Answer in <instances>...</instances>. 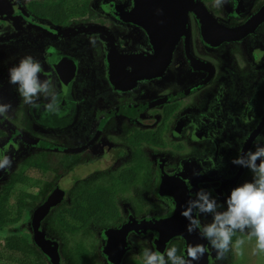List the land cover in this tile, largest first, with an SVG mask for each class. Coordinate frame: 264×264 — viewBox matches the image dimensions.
<instances>
[{"label":"flooded vegetation","instance_id":"flooded-vegetation-1","mask_svg":"<svg viewBox=\"0 0 264 264\" xmlns=\"http://www.w3.org/2000/svg\"><path fill=\"white\" fill-rule=\"evenodd\" d=\"M196 1L0 0V103L12 106L0 116V151L12 159L0 171V224L22 201L26 255L52 264L38 233L60 264H142L144 249L173 246L184 256L182 237L163 247L168 226H146L187 220L202 188L226 208L252 181L232 161L264 145V0ZM27 55L54 81L58 114L43 97L39 109L25 105L9 84Z\"/></svg>","mask_w":264,"mask_h":264},{"label":"clouds","instance_id":"clouds-1","mask_svg":"<svg viewBox=\"0 0 264 264\" xmlns=\"http://www.w3.org/2000/svg\"><path fill=\"white\" fill-rule=\"evenodd\" d=\"M221 2L216 0L217 4ZM42 71L41 63L27 55L9 68L8 82L17 86L25 105L39 109L41 104L38 101L43 97L47 101L43 105L46 112L58 114L61 96L51 78L41 80ZM11 107V104L0 103V116L6 115ZM6 151H0V171L12 166L11 157L3 154ZM232 163L249 169L253 179L231 190L225 201L226 208L218 203L210 191L202 188L187 201L181 215L189 222L187 231H199L201 238L215 249L218 259H224L230 251L242 255L245 244L253 241V255L264 258V145L258 144L254 151L241 153ZM207 215H211L212 221L202 225L200 217ZM237 233L242 235L237 236ZM233 237L237 238L233 240ZM207 251L203 244L189 245L186 256L178 255V249L174 246L166 248L163 253L146 248L142 253V264H193Z\"/></svg>","mask_w":264,"mask_h":264},{"label":"rangeland","instance_id":"rangeland-1","mask_svg":"<svg viewBox=\"0 0 264 264\" xmlns=\"http://www.w3.org/2000/svg\"><path fill=\"white\" fill-rule=\"evenodd\" d=\"M17 190L15 189L14 195L11 198V202L14 201L15 196L17 195ZM12 214V213H10ZM12 216H14L12 214ZM28 216L26 214L22 215L17 222L12 224H0V264H32V257L28 255H23L18 252L10 251L4 248L6 241L11 239H17L21 243L31 242L30 231L28 227ZM54 235V232H52ZM242 235V234H241ZM240 235V236H241ZM68 245H71L70 242ZM254 241L246 243L243 249L242 255H237L234 252H229L230 261L226 260V257L223 259H218L214 264H264V258L253 255L252 248ZM84 264L83 262H79ZM37 264V263H36ZM38 264H42L38 262ZM46 264V263H43Z\"/></svg>","mask_w":264,"mask_h":264},{"label":"water","instance_id":"water-1","mask_svg":"<svg viewBox=\"0 0 264 264\" xmlns=\"http://www.w3.org/2000/svg\"><path fill=\"white\" fill-rule=\"evenodd\" d=\"M181 5L183 6V10L191 8V9H195L196 6H199L196 0H181ZM140 6H142L140 3L137 4V8ZM135 8V9H137ZM138 8V9H139ZM204 10V9H203ZM199 14V11L197 12ZM134 14H138V10L134 11ZM56 199L55 198H51L47 203H45L42 207V209L40 210V212H38L37 218L38 219H42L48 211V208L50 206H52L53 204H55ZM182 221V222H179ZM184 222V223H183ZM188 220H184L183 218L178 214L174 215V217L169 220L164 222L163 224L159 223V224H149L147 225V229H151V230H158L159 226H168V237H165L164 240L162 241V246L164 247V242L168 241L169 238L171 237H175V236H179L182 237L185 240V244H186V249L184 252V256H186V250L188 248L189 245H197V244H203L206 245V240L202 239L199 231L193 232V233H189L187 231V227H188ZM125 230H122L121 233H123L125 235ZM35 242L37 244V246L42 250V252L48 257V259L50 260V262L52 264H60V260L59 257L57 255V251H56V247L51 245L50 241H47L43 235H40L38 233L35 234ZM214 258V256H213ZM208 253L206 252L205 255L199 260V261H194L193 264H208Z\"/></svg>","mask_w":264,"mask_h":264},{"label":"trees","instance_id":"trees-1","mask_svg":"<svg viewBox=\"0 0 264 264\" xmlns=\"http://www.w3.org/2000/svg\"><path fill=\"white\" fill-rule=\"evenodd\" d=\"M22 201L18 202V211L16 213V218L13 220V222H17L20 217H21V207H23V204L21 203ZM0 223H3V214H0ZM4 248H6L7 250L10 251H14V252H18L21 253L23 255H26L27 250H26V243H21L19 240L17 239H11L9 241H6L4 244ZM34 250H36L39 254H41V252L39 251V249L37 247L34 246L33 248ZM36 253L32 252L33 258H32V264H38V256L35 255ZM42 255V254H41ZM231 259L229 258L228 261H230ZM87 264V263H84Z\"/></svg>","mask_w":264,"mask_h":264}]
</instances>
